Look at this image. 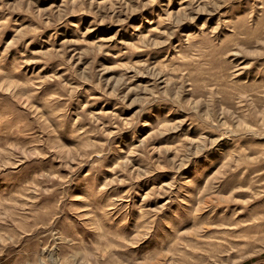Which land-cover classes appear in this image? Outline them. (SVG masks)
I'll use <instances>...</instances> for the list:
<instances>
[{
	"label": "rangeland",
	"instance_id": "rangeland-1",
	"mask_svg": "<svg viewBox=\"0 0 264 264\" xmlns=\"http://www.w3.org/2000/svg\"><path fill=\"white\" fill-rule=\"evenodd\" d=\"M0 264H264V0H0Z\"/></svg>",
	"mask_w": 264,
	"mask_h": 264
}]
</instances>
